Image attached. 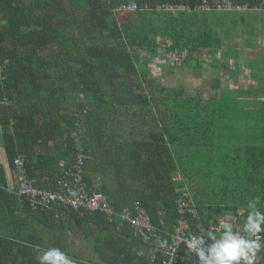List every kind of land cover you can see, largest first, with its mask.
Instances as JSON below:
<instances>
[{"label":"trees","instance_id":"16d2710c","mask_svg":"<svg viewBox=\"0 0 264 264\" xmlns=\"http://www.w3.org/2000/svg\"><path fill=\"white\" fill-rule=\"evenodd\" d=\"M231 2L247 8L230 11H264V0ZM215 4L0 0V127L10 167L21 157L35 187L54 189L71 179L82 155L86 189L105 194L115 211L109 218L84 208H34L25 199L9 210L16 197L0 161V264H39L38 247L60 248L77 264H159L120 211L140 203L169 240L182 186L196 211L183 215L189 232L208 229L226 209L242 226L253 198L264 212V125L260 132L253 123L239 141L229 125L234 106L264 107V80L248 101L231 90L205 97L161 84L149 66L164 47L181 65H201L208 53L209 64L226 68L217 59V30L204 16L225 11ZM177 171L182 181L174 180ZM173 264L197 263L187 256Z\"/></svg>","mask_w":264,"mask_h":264},{"label":"built area","instance_id":"2783aa9c","mask_svg":"<svg viewBox=\"0 0 264 264\" xmlns=\"http://www.w3.org/2000/svg\"><path fill=\"white\" fill-rule=\"evenodd\" d=\"M124 7V6H123ZM137 6L133 3L128 9H135ZM201 9L209 10L210 6L204 2ZM215 7L217 10H243L245 5H236L231 0H216ZM166 9L176 10L171 6H165ZM184 9L185 6H178L177 9ZM14 164L19 171L20 180L17 187V194L24 197L34 208H54V207H72L75 209L84 208L90 211H102L110 217L115 214L114 209L109 204L105 194L99 191H89L83 183V175L81 165L83 164V156L79 155L77 170L70 171L71 179L59 180L57 187L52 188H37L33 184V180L26 177L23 160L17 157ZM183 175L177 171L174 180L182 181ZM182 191L176 198L177 211L179 213L178 224L174 232L170 234L169 240L163 239L157 232L155 226L147 212L143 209L140 203H135L134 207H124L120 211V216L126 219L134 230V236L142 238V240L150 245V260L151 262L158 261L159 264H173L175 260H184L187 256L195 263L199 264L195 253L188 252L184 241L191 236L199 235L198 233L189 232L187 230V220L184 218L186 212L196 213L193 202L186 186L178 188ZM56 209V208H55ZM224 220H219L217 223L210 224L207 231H217L220 223ZM201 227L198 224V227ZM261 236V235H260ZM262 237V236H261ZM211 243V241H206Z\"/></svg>","mask_w":264,"mask_h":264},{"label":"rangeland","instance_id":"374dc122","mask_svg":"<svg viewBox=\"0 0 264 264\" xmlns=\"http://www.w3.org/2000/svg\"><path fill=\"white\" fill-rule=\"evenodd\" d=\"M252 10L204 12V16L210 19L212 27L217 30V37L220 40V48L218 47L220 50L217 51L222 52L223 55L217 57L219 63L227 61L229 57L240 58L241 50L244 47H254L258 44L259 37L264 34V12L260 9ZM259 53H262L261 57H264V49H259ZM161 54H169L173 58H175V54L165 52L164 47H162L159 54L152 57V61L149 62L153 76L165 86H179L184 88L187 93H200L207 97L211 94L214 95L216 87L220 85V82H223L219 77V72L209 64L211 58L208 53H203L200 56L201 65H195L196 60L191 59L181 67L180 56L179 61L174 59L171 61L174 62L173 64L169 63L170 67L166 66V71L161 67L165 63V58ZM183 54L185 55V52ZM168 59L166 61H169ZM260 69L262 68L260 67ZM260 74L262 76L264 71L261 70ZM250 92L257 94L258 91ZM247 93L237 90L228 92L233 97H243ZM229 104H233L232 99Z\"/></svg>","mask_w":264,"mask_h":264},{"label":"crops","instance_id":"0c3cea01","mask_svg":"<svg viewBox=\"0 0 264 264\" xmlns=\"http://www.w3.org/2000/svg\"><path fill=\"white\" fill-rule=\"evenodd\" d=\"M173 11V10H172ZM264 12V11H263ZM259 49H264V34L259 37L258 44L256 46H250V47H244L241 50V57L240 58H230L227 61V66L226 68H221L220 66L212 65V67L219 72V77L222 79L220 82V85L216 87L214 95L211 94V96H221L223 95V92L226 91H242V92H248L246 95H244L241 98H244V101L250 100L249 96H258V94H252L250 91L257 90L258 92L263 90L262 87H260L257 83L259 80H264V74L261 76L260 71L263 70L262 66L264 67V58L261 57L262 53H259ZM220 50V49H218ZM217 57H221L223 55L222 52L217 51ZM164 54H161L162 57ZM178 54L175 55V58L169 57V61H166L165 58V63L163 66H161L164 70L166 69V66L170 67L169 63H174L171 62L174 59L176 61H179L180 59L178 58ZM182 63V61H181ZM161 64V63H160ZM184 65H181V67ZM239 66V67H238ZM260 67L262 69H260ZM166 71V70H165ZM179 87V86H177ZM253 87V88H252ZM256 88V89H254ZM230 101V100H226ZM239 101V100H236ZM235 102V100H233ZM238 110V112L233 114V117L231 120H229L231 127V132L234 133L235 135L238 132V135L236 136L237 141L243 140L246 134H244L245 130L249 131L252 130L251 126L253 123H257L259 126V131L261 132V128H263L264 125V107H260L259 110H255L254 107H243L242 106H234L232 109ZM256 113H261L262 115L260 117H254ZM0 161L4 164L5 168V176H6V182H7V191L10 193L15 194L14 196L16 197V201L10 204L8 207L9 210H11L13 206L15 205H20L23 202L24 197H21L17 194V181L19 183L20 176L19 171L16 167V169H12L8 163L7 158L5 157V152L2 147V140H1V127H0ZM15 165V164H14ZM19 178V179H18ZM26 200V199H25ZM240 213L242 212V209L239 211ZM18 213V212H17ZM19 214V213H18ZM217 220L213 223H217L219 220H224V221H229L234 224L236 228H241L242 226L239 225L237 217L233 211H230L226 209L222 213L217 215ZM217 237H219L220 232H213ZM261 235V234H259ZM262 236V235H261ZM262 243L263 239H262ZM263 253H264V248L261 249L259 253H257V257L255 260V264H260L263 259Z\"/></svg>","mask_w":264,"mask_h":264},{"label":"clouds","instance_id":"9594fccd","mask_svg":"<svg viewBox=\"0 0 264 264\" xmlns=\"http://www.w3.org/2000/svg\"><path fill=\"white\" fill-rule=\"evenodd\" d=\"M259 198L248 202L250 210L241 228L222 221L217 237L212 231L200 229L199 235L184 241L188 252L195 253L199 264H255L257 253L264 248L259 234L264 232V212L257 206ZM211 241V243H206ZM39 264H77L73 258L57 247L37 248Z\"/></svg>","mask_w":264,"mask_h":264}]
</instances>
